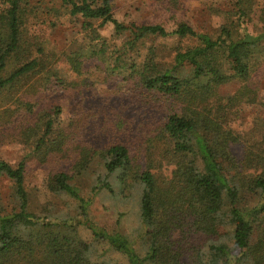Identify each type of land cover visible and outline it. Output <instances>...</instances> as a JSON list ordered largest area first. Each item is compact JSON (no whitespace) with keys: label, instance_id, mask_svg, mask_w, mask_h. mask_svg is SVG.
Returning <instances> with one entry per match:
<instances>
[{"label":"trees","instance_id":"trees-1","mask_svg":"<svg viewBox=\"0 0 264 264\" xmlns=\"http://www.w3.org/2000/svg\"><path fill=\"white\" fill-rule=\"evenodd\" d=\"M52 2L56 7H49ZM243 2L238 1V10ZM35 3L0 0V99L45 67L43 43L29 34L34 29L30 16L64 10L96 41L67 55L72 71L81 73L85 64L99 59L112 60L110 69L134 80L145 103L164 112L165 119L153 130L155 136L146 135L148 145L143 142L135 152L119 141L98 147L80 139L86 112L79 104L66 127L57 122L59 107L51 116L34 114V106L20 100L0 107L3 136L8 129L1 124L7 118L13 122L21 110L30 114L31 121L16 137L42 163L64 166L49 175L46 189L68 205L62 211L52 203L34 212L25 161L14 167L0 159V177L13 185V208L0 214V264H121L114 256L124 258L125 264H264V111L256 141H246V146L229 125L241 108L257 102L251 83L259 72L255 57L264 54V33L238 35L235 24L223 26L216 37L200 34L185 22L172 32L163 24L127 26L115 18L112 0ZM243 17L238 20L243 22ZM109 24L117 36L129 35L126 50L110 48L98 33ZM170 35L197 44L174 50L170 64L157 62L153 48L144 64L122 60L132 50L139 53L146 38ZM53 76L60 81L56 72ZM234 80L240 84L238 91L229 98L219 95ZM238 144L244 147L241 158L232 150ZM95 163L100 171L92 172L91 191L85 196L74 182L91 175ZM101 194L138 198V241L93 220L91 206ZM246 197L255 199L253 206L246 204ZM82 226L90 239L83 238Z\"/></svg>","mask_w":264,"mask_h":264},{"label":"rangeland","instance_id":"rangeland-1","mask_svg":"<svg viewBox=\"0 0 264 264\" xmlns=\"http://www.w3.org/2000/svg\"><path fill=\"white\" fill-rule=\"evenodd\" d=\"M32 1L37 3V0ZM238 1L112 0L115 18L127 26L132 23L163 24L167 31L172 32L177 28L178 23L185 22L200 34L216 37L223 26L235 24L234 30L238 35H243L244 32L255 37L262 35L264 33V0H244L242 3L244 7L239 10ZM52 6H55L54 2L49 7ZM243 9L246 14L244 17L241 15ZM240 16L243 17V22L238 20ZM44 20L46 23H43ZM49 21L53 24H49ZM30 23L34 24V29L29 34L31 37L37 35L39 41L43 43L46 55L45 67L43 71L22 79L16 87L4 92L0 99V107L11 106L13 102L20 100L33 105L34 114L43 116L53 115L59 107L61 111L57 122L66 127L73 120L74 111L79 104V107L86 112V121L83 123L86 129L80 139L98 147L119 141L135 152L143 142L146 147L148 145L146 135L149 132L154 134L153 130L164 123L165 113L145 103L142 90L135 86L134 80L124 77L126 73L122 75L118 70L113 72L110 69L112 60L99 59V61L87 63L81 73L72 71L67 62L68 54L82 47L85 48L87 44H96L95 40L90 41L89 31L84 29L78 20L68 17L64 10H52L48 14L40 13L38 16L32 15ZM98 24L96 23L95 26ZM98 33L107 40L110 48H118L120 52L127 49L124 43L129 39V35L117 36L113 25L109 24L101 28ZM196 44L195 39L180 38L174 35L150 36L146 38L144 44L139 46V53L132 50L121 57L127 64L132 62L144 64L153 48L157 62L170 64L174 50H183ZM255 59L259 62V72L256 76L254 75L251 85L257 90V102L241 108L229 122L230 128L243 137L244 146H246V141H256L259 115L264 111V54H257ZM54 72L59 75L60 81L53 76ZM186 73V71L182 72L184 76ZM189 74L190 72L187 73ZM239 86L237 80L231 81L220 88L219 95L229 98L238 91ZM22 106L25 108L24 105ZM29 116L28 112L21 110L16 114L13 122L7 118L1 124L3 129L8 130L5 131L6 136L0 134V159L14 167L25 161V184L26 188L33 193L31 208L34 212L40 213L52 203L62 211L67 210L66 201L50 195L46 189L49 175L52 172L61 171L64 166L50 165L48 161L42 163L33 153V149L20 143L16 137L22 131L20 127L27 126L31 121ZM8 120L10 123L6 124ZM232 150L237 158L245 155L241 144L232 146ZM90 170L91 175L74 182L79 190L80 186L82 187V194L85 196L91 191L92 172L100 171V167L95 163ZM165 173L169 176L171 172L165 170ZM12 194V183L0 177V214L5 215L11 212ZM246 198V204L253 206L255 199ZM93 201L91 216L99 226L110 231L120 230L123 234L136 238L138 241L141 223L139 201L136 196L124 200L121 197L115 198L101 194ZM80 231L83 238H91L89 230L85 227L82 226ZM102 253H104L103 259L110 256L105 254L103 248H101ZM114 257L121 264L126 263L124 258Z\"/></svg>","mask_w":264,"mask_h":264}]
</instances>
